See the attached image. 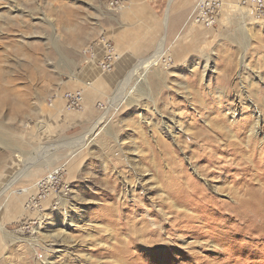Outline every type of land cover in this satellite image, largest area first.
Here are the masks:
<instances>
[{"label":"rangeland","instance_id":"rangeland-1","mask_svg":"<svg viewBox=\"0 0 264 264\" xmlns=\"http://www.w3.org/2000/svg\"><path fill=\"white\" fill-rule=\"evenodd\" d=\"M112 1L0 0V264H264V21L238 0L211 28L185 17L198 0ZM147 5L155 47L116 83L93 75L120 112L97 129L100 112L64 110L31 134L82 50L105 37L122 59L111 34Z\"/></svg>","mask_w":264,"mask_h":264},{"label":"crops","instance_id":"crops-1","mask_svg":"<svg viewBox=\"0 0 264 264\" xmlns=\"http://www.w3.org/2000/svg\"><path fill=\"white\" fill-rule=\"evenodd\" d=\"M137 1L135 2L136 8H137V4L139 3ZM154 1H156V0H154ZM168 6H169V4H168ZM154 10H155V7L153 5L144 6V9H141V7H140V8H138L137 11H135V13H133L134 15L129 17L128 21H126L124 23V24L129 23V20H130L131 23H135L137 25H132V24L131 25H125L126 27H121L119 31H117V30L115 32L111 31L112 32L111 36L114 39V43H115L118 51L121 52L123 55V58L122 59L120 58V61L115 64L114 69H113V71L115 72V70H116V72L114 73V76H112L111 78L114 79L115 83L120 79L122 72H124V71L127 72L131 67H133L134 61L136 58V54L138 55V57L142 56V55L144 56L147 51L154 48L155 45L158 43L155 40H153L152 43H150V42L147 43L146 41H140V38H139L142 35L148 34L146 31V24L147 23H150L154 20L159 21L158 16L155 17V14L153 13ZM188 13H190V12H187L185 15V17H187V18L189 17ZM168 17H169V15L167 12L166 13V19H168ZM146 19H147V21H146ZM124 24H121L119 26H122ZM172 25H174V24H172ZM135 26L138 28H135ZM139 27H140V29H139ZM135 35H136V37L139 38L137 42H134V40H133ZM96 52H97V58L96 59L98 60L103 55V49L98 48L96 50ZM99 71L100 70L95 63H92L90 65H85V66H83V68L81 70H79L78 76H80V79H76V80L71 81L70 84H68L67 86H65L63 88V90L75 91V90H79V89H84L85 84L90 83V87H86V89H84L85 90L84 91V97H85L84 101H85V108H86L85 113L87 112V115L84 113V115H83L84 117L88 116V115L93 116L94 114L92 113V111H94V112L96 111L95 113H98V110L96 108H93V107H94V105L96 107V105L99 102L104 101V99H101V100H97V99L101 95H106L103 93L108 90V87L110 86L108 84H111V78L108 76L104 77V78L98 77L97 79L95 76H93L94 74L96 75L97 72H99ZM119 72H120V74H118ZM92 85H93V87H91ZM64 110H65L64 109V102H62V101H58L55 109L52 111L51 110H49V111L45 110L43 112V109L40 110L39 116H37V119L34 122V128H35V125L38 124V125H43L44 129L39 130V129L35 128L34 130H32L31 134H33L34 136L40 137V138L51 137L54 134L55 128H57V126H58L57 121L60 118H65L66 120L69 118L68 114ZM74 118H77V117H74ZM78 118H80V117H78ZM92 121H90V122H92ZM95 122L96 121H94V123Z\"/></svg>","mask_w":264,"mask_h":264},{"label":"built area","instance_id":"built-area-1","mask_svg":"<svg viewBox=\"0 0 264 264\" xmlns=\"http://www.w3.org/2000/svg\"><path fill=\"white\" fill-rule=\"evenodd\" d=\"M226 1L227 0H198L188 17V22L194 25H200L208 28L214 27L218 23L219 18H221L224 9L223 7ZM238 3L243 8L254 11L257 17L260 20L264 21V0H238ZM111 6L116 10L122 9L120 0H113L111 2ZM100 39L101 40L93 41L82 50L81 54L84 60V64L90 65L92 63H95L102 72L111 73L120 57L116 48L108 39H106L105 37H102ZM98 48L103 49V55L100 59L97 60L96 50ZM167 53L168 51L165 52L163 62L164 64L168 65V63L171 62L172 59L171 57L167 56ZM87 86L89 87L90 83H86L85 87ZM84 91V89H79L75 91H68L64 94L53 95L49 100V105L53 107L56 101H62L64 102L65 110L69 112H80L85 107ZM124 105L125 103H122L116 109H110L109 99H106L103 102H99L96 105V109L101 113L100 117H103V121H107L109 123V121L112 120L116 113L118 114L120 112ZM104 124L106 125L105 122H103V125ZM61 169L62 168H59L55 170L56 172L53 171L49 173L48 175H46V177L37 182L40 183L41 186L38 188L40 191L39 196L46 195L45 198H47L48 195L50 196L52 193H54V190L60 183L59 173L63 171V169L62 171ZM39 196L35 198V200L38 199ZM38 201L42 200L38 199Z\"/></svg>","mask_w":264,"mask_h":264},{"label":"bare ground","instance_id":"bare-ground-1","mask_svg":"<svg viewBox=\"0 0 264 264\" xmlns=\"http://www.w3.org/2000/svg\"><path fill=\"white\" fill-rule=\"evenodd\" d=\"M151 64V63H150ZM151 65H153V64H151ZM130 78V77H129ZM126 81V80H125ZM129 81V80H128ZM127 85V84H126ZM124 86V85H123ZM127 87V86H126ZM124 89H125V86H124ZM235 92V91H234ZM244 94V93H243ZM242 97V96H241ZM115 102V101H114ZM114 104V103H113ZM116 104V103H115ZM233 110V109H232ZM235 110V109H234ZM237 111V110H236ZM260 115V114H259ZM245 121V120H244ZM104 122V121H103ZM102 121L101 122H98L97 123V125H96V128L98 129V127L100 126V124L101 123H103ZM251 122V121H250ZM259 122H260V119H259V117H257V121L253 124V126H252V129H250V132H251V135H256L257 136V134H259ZM243 124L245 125V127L244 128H246V126H248V121L246 120V122H243ZM240 127V126H239ZM242 128V127H241ZM232 129V128H231ZM248 129V128H247ZM92 130V129H91ZM220 130V129H219ZM244 130V129H243ZM246 131V130H245ZM242 132H240V134H241ZM90 135H88V137H90L91 136V133H89ZM226 135V134H225ZM235 135V134H234ZM234 135H233V137H234ZM207 136V135H206ZM241 136V135H240ZM86 137V136H85ZM91 137H93V136H91ZM204 137V136H203ZM202 137V138H203ZM209 137V136H208ZM214 137V136H213ZM227 137H228V135H227ZM196 139H198V138H196ZM208 139H210V138H208ZM207 139V140H208ZM236 139V138H235ZM249 139V138H248ZM205 141V140H204ZM203 141V142H204ZM211 141V140H210ZM226 141V140H225ZM212 142V141H211ZM216 142V141H215ZM234 143V142H233ZM205 144V143H204ZM211 144V143H210ZM235 144V143H234ZM211 145H214V144H211ZM240 148V147H239ZM237 149V148H236ZM262 149V148H261ZM264 151V150H263ZM211 153V152H210ZM202 155V154H201ZM207 155V154H206ZM245 155V154H244ZM242 156V155H241ZM258 158V157H257ZM241 161V160H240ZM253 165V164H252ZM62 170V169H61ZM141 170V169H140ZM56 172V171H55ZM135 172V171H134ZM57 173H58V171H57ZM261 173H262V171H261ZM60 174V173H59ZM139 174V173H138ZM144 180V179H143ZM141 182V181H140ZM38 185V187H41L40 186V183H38L37 184ZM247 185V184H246ZM247 187V186H246ZM240 188V187H239ZM251 188V187H250ZM7 189V188H6ZM246 190V189H245ZM251 190H255V189H251ZM257 190V189H256ZM4 191V190H3ZM248 192V191H247ZM253 192V191H252ZM3 193V192H2ZM53 194V193H52ZM246 194V193H245ZM244 194V195H245ZM250 194V193H249ZM248 195V194H247ZM256 196V195H255ZM254 196V197H255ZM132 197V196H131ZM262 197V196H261ZM130 198V197H129ZM135 198V197H134ZM138 201V200H137ZM255 201V200H254ZM263 207V206H262ZM253 208V207H252ZM263 209V208H262ZM233 210H234V208H233ZM254 211V210H253ZM251 212V211H250ZM235 213V212H234ZM158 214V213H157ZM160 214V213H159ZM179 214V213H178ZM253 214V213H252ZM246 215H247V213H246ZM162 216H163V214H162ZM154 217V216H153ZM161 217V216H160ZM156 219V218H155ZM153 221V220H152ZM155 221V220H154ZM147 223V222H146ZM158 224V223H157ZM168 224V223H167ZM167 226V225H166ZM159 229V228H158ZM137 231V230H136Z\"/></svg>","mask_w":264,"mask_h":264},{"label":"water","instance_id":"water-1","mask_svg":"<svg viewBox=\"0 0 264 264\" xmlns=\"http://www.w3.org/2000/svg\"><path fill=\"white\" fill-rule=\"evenodd\" d=\"M36 128L39 129V130H43L44 129V126L43 125L36 124Z\"/></svg>","mask_w":264,"mask_h":264}]
</instances>
